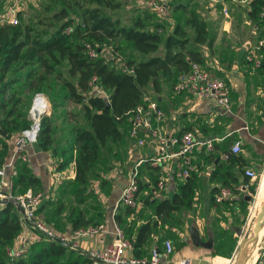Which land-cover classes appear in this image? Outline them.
I'll return each instance as SVG.
<instances>
[{
  "label": "trees",
  "instance_id": "1",
  "mask_svg": "<svg viewBox=\"0 0 264 264\" xmlns=\"http://www.w3.org/2000/svg\"><path fill=\"white\" fill-rule=\"evenodd\" d=\"M58 1L61 7L45 14L41 21L26 20L21 12L17 13V23L0 20V167L9 155L8 140L31 124L18 108L22 102L19 95L25 88L34 95L37 92L48 93L50 76L57 72L58 65L66 62L68 77L58 74V78L63 82L66 98L82 105L83 118L88 126H74L72 136L63 139L57 137L52 119L45 116L37 147L51 152L59 170L68 168L71 163L75 166V177L66 184L72 186L71 192L67 190V193L73 195L75 202L66 220L75 232L91 225L104 224L103 213L90 216L88 201L96 197L91 187L103 177V173L112 170L118 163L122 164L121 160L115 162L116 159L128 155L131 119L144 95L156 98L163 92L165 84L174 87L179 75L189 72L193 63L204 65L206 57L202 46L212 47L215 38L209 31L208 23L187 4L175 6L173 18L169 20L161 19L148 7L126 23L122 17L115 16V11L122 6L119 0ZM263 8L264 0L251 1L249 17L262 31L261 40H264ZM167 24H173L169 34L165 33ZM87 43L96 48L95 57L89 55ZM117 53L124 57L127 68L116 61ZM259 69L264 72V54ZM94 76L97 77L96 85L108 93L110 108L103 97L91 95ZM20 82L21 86H17ZM221 146L217 143L214 150ZM214 155L213 161L217 156L210 154L212 157ZM104 160L108 161L104 163ZM243 160L241 155L231 156L228 161L216 164L211 178L221 182V186L213 190V203L231 202L229 198L216 201L215 196L221 187L239 193L236 188L241 184L239 175L244 169L238 161L242 163ZM144 166L141 174L145 169H153L150 177L157 183L155 168L149 164ZM106 182L104 178L101 184ZM245 182H250L248 176ZM16 184L21 193L28 188L36 193L44 190L41 178L25 162L19 165ZM149 185L140 175L139 194L149 189ZM252 185L255 192L256 185ZM196 189L197 181L191 176L180 184L171 197L161 198L152 190L155 195L153 200L150 195L144 202L153 208L154 216L138 226H135L137 208L123 205L117 208L115 221L132 243L136 258L151 256L150 246L160 229L170 232L184 223L181 215L183 211L194 208ZM52 204L44 200L37 214L49 211ZM242 204L244 207L249 205L245 197ZM54 209L53 217L45 218L56 229L64 224L61 217L65 208L60 203ZM21 231L20 214L15 205L8 202L0 209V264L94 263L89 256L68 244L44 239L34 242L24 256L11 260L8 249L14 246ZM185 245L186 242L182 241L178 248ZM157 248L162 250L159 246ZM218 250H215V254H218ZM229 254L223 252L222 255Z\"/></svg>",
  "mask_w": 264,
  "mask_h": 264
},
{
  "label": "crops",
  "instance_id": "2",
  "mask_svg": "<svg viewBox=\"0 0 264 264\" xmlns=\"http://www.w3.org/2000/svg\"><path fill=\"white\" fill-rule=\"evenodd\" d=\"M137 1L138 7H143L145 9L149 7L148 0ZM251 1L252 0H225L215 6L212 3H209L208 0H171L173 8L180 4H187L189 9L196 10L201 15V17L208 23V27L210 26L211 29L212 27L214 28L213 32H211L209 27L211 35L215 38L213 46H202L206 57V63L203 66L226 80L230 87V97L232 102V112L228 113L213 99L198 98L190 92L178 95L174 92L173 87L170 86V84H165L163 92L157 95L156 98L154 97L166 112L165 125L169 133L181 135L186 131H192L199 137L227 136L224 141L220 142L222 146L216 148L214 151L209 152L204 149H196L192 154L191 176L195 177L197 181L194 208H196L195 218L197 219L196 224L199 227V236L194 237L193 232L190 234L186 231H182L180 229L182 224L175 226L177 228H173L172 231H177L179 241L176 242L175 239H168L173 242L174 246V250L169 256L172 260L191 258L195 264H224L225 260L228 261L229 259L227 258L231 256L230 254L229 256H224L222 255V252L215 254V250L219 249L220 244L216 247V243L214 242L215 244L213 245L215 235L217 234V238H219L224 232L222 231L219 233L220 225H223L219 222L220 214L224 212L221 207H229L234 203L243 205L242 198H246L247 194L242 192L237 194L234 193L229 198L231 202L227 204H215L212 202L213 190L216 187H220L221 182L214 181L211 178V173L215 169L216 164L220 161L229 160L222 158L224 152L230 151L232 145L236 141L239 140L242 142V150L237 155L244 157V160L242 161L244 164L238 161V164H241L244 169L243 173H240L239 175L241 183L245 182V170L247 168L253 167L256 171L263 172L264 72L254 69L252 64L245 59L247 48L249 46H254L259 40H261L259 37L262 33L257 24H255V22L249 17ZM174 2L176 3L174 4ZM225 7L227 12L224 10ZM141 9L138 11V14L142 11ZM171 17L173 18V12ZM240 19L243 20L242 22H244V24L251 25L252 30L250 37L241 41V44L237 46V40L240 39V37L237 35L238 28L236 29L234 26L235 24L238 27L241 26V24H237ZM238 55H241L240 60L244 59L243 61L246 63L243 66L234 64L239 62V60L236 59ZM17 135L18 134H15L10 140H8L9 155L6 158L5 163L10 162L16 152L15 139ZM28 153L29 157L25 163H28L33 172L41 178L44 187L42 193L47 194L51 186H54L48 164L50 161L56 160L49 151H43L39 149L37 145L30 146ZM210 154H216L217 159L213 161L215 155L212 157ZM155 155L156 149L154 148V145L147 144L145 147L134 150L131 149L130 140L128 159L123 165H117L118 167L123 166V169H115L116 172H118V176L115 174L116 176L113 177V183H111V181L103 184H101V182H95L96 185L99 184L100 187H95V184H93L95 190L92 189V191H95V199L98 201L97 208H93L94 210H92L89 205L91 204V199L88 201L87 207L90 209V216L99 213L105 215L104 230L94 236L75 239V232L71 230V224L68 223V220H65L64 223H67L68 225L65 234L73 237V240L78 241V243L82 244L84 247L92 249H102L112 243L116 235V227L118 226L115 221V212L117 210L116 204L121 197L123 188L129 179L135 163L140 158L149 159ZM21 163L24 162H20V164ZM147 164H149V162L145 161L139 166L140 175H142V178L150 185L149 189H146L139 194L140 201L137 208L138 212L136 214L137 220L135 226L140 225L150 216H154L153 208L144 202L148 196L152 195L150 196L151 200H153V197L155 196H153L154 193L161 198L171 197L179 189L180 184L187 180H180L175 176V164L172 166L170 164V166L165 169H162L161 167H152L149 164L152 168H155V171L158 174V179L162 174L168 178L166 190L162 193L155 192L154 189L157 183L152 181L150 177V173L153 172V169H145L141 174L142 167ZM70 165H72V163ZM144 167L146 168V166ZM68 170V168L61 170L62 174H67ZM63 175L60 182L62 181ZM74 177L75 172L73 178ZM256 182L257 181H253L252 184H256ZM93 186L91 188H93ZM18 189L19 188L17 187V192H19ZM152 190L154 193H152ZM97 196H99L100 200L97 199ZM200 197L201 202L199 201ZM3 206V204H0V209H2ZM146 208L149 210V213L146 212ZM194 208L187 212L193 211ZM42 214L43 212L38 213V216L41 218L43 217ZM212 216L215 217V219H213ZM216 226H218V229ZM165 233L166 229L159 230L154 237L153 243H151V251L158 246L162 249L160 251H165V242L167 240L162 242V238H159V236ZM233 235L237 237L236 233ZM39 240H41L40 236L32 230L22 229L14 245L22 242L28 244L30 247L34 242ZM182 241H185L186 245L178 248L179 243ZM209 243H212V246L214 247H209ZM257 257H259V252L258 249L255 252L254 248L247 264H256V261L258 260ZM93 264L98 263L94 262Z\"/></svg>",
  "mask_w": 264,
  "mask_h": 264
},
{
  "label": "built area",
  "instance_id": "3",
  "mask_svg": "<svg viewBox=\"0 0 264 264\" xmlns=\"http://www.w3.org/2000/svg\"><path fill=\"white\" fill-rule=\"evenodd\" d=\"M225 0H208L209 3L217 5ZM245 1V0H243ZM149 7L157 13L163 20H169L172 16L173 6L171 0H148ZM227 12L226 7L224 8ZM9 21L17 23V15L14 9ZM264 17V8L261 13ZM91 57L96 56V48L91 44H86ZM264 50V40H259L254 46L247 48L246 60L252 64L254 69H258L262 64ZM116 61L122 67H126L125 59L122 55L116 54ZM128 70V69H127ZM130 72V71H129ZM97 77L94 76L91 83L93 90L91 95L101 96L106 102L108 93L96 85ZM176 94L190 92L198 98H210L228 113L232 112V102L230 97V87L225 79L214 74L205 68L202 64L193 63L191 70L179 75L178 81L173 87ZM51 102L43 92H37L34 95L33 103L29 109V117L31 124L29 127L21 131L16 136L15 147L16 152L10 162L4 163L0 167V201L8 199L18 210V205L23 208V212L19 211L22 223V229H30L40 236V239L53 240L68 244L71 248L81 251L89 256L91 260L98 264H195L191 258H183L181 260H172L169 256L174 250L173 242L167 240L165 242V251L161 252L157 247L151 251L149 258H136L132 254V243L126 238L124 231L119 226L116 227V235L112 243L102 249H92L84 247L73 237L67 235H59L55 229L45 220L40 218L37 210L45 199L42 192L36 193L32 188L26 191L17 192L16 180L19 175V164L28 160V149L38 143L41 131L42 119L51 113ZM166 112L160 106L157 99L153 96L144 95L143 101L137 106L131 119V128L129 138L131 140V149L145 147L147 144L154 145L156 155L149 159L140 158L129 176L126 185L123 188L121 197L116 204L119 206H130L138 208L139 206V166L143 162H149L152 167L167 168L175 164V176L180 180H186L191 176L192 154L196 149H204L212 151L217 143L226 139L227 136L216 137H199L192 131H186L181 135L171 134L165 125ZM242 150V142L236 141L230 151L224 152L222 158L228 160L231 156H237ZM175 159V160H174ZM49 171L52 174L54 186H57L62 177V171L58 169L56 161H50L48 164ZM245 175L249 177L250 182L241 183L236 190L240 193H246L253 197L252 182L257 181L262 172L256 171L253 167L245 170ZM168 178L160 175L155 192L162 193L166 190ZM233 191L227 187H221L216 194V201L222 202L233 195ZM104 230V224L91 225L88 228H81L75 231V239L94 236ZM29 251V245L19 243L8 249L11 260L18 259ZM264 255V247H263ZM264 264V260L261 261Z\"/></svg>",
  "mask_w": 264,
  "mask_h": 264
},
{
  "label": "rangeland",
  "instance_id": "4",
  "mask_svg": "<svg viewBox=\"0 0 264 264\" xmlns=\"http://www.w3.org/2000/svg\"><path fill=\"white\" fill-rule=\"evenodd\" d=\"M119 1L122 2V6L120 9L115 11V16L122 17V19L126 23H128L130 19L136 16L138 14V11L141 8H142L141 10L145 9L143 7H138L137 0H119ZM175 3L176 2H174V4ZM60 7H61V4L59 3L58 0H0V9H1L0 10V20L1 22H6V21L10 22L9 17H11V14H12L11 10L14 9L16 11V15L17 13L21 12L23 17L26 20L32 19L37 22V21H41V19L44 18L45 14H50L54 12L55 10L59 9ZM17 19H19V17H17ZM242 21L243 20L240 19L238 20V23H237L239 25L241 24V26L238 27L236 26V24L234 26V28L236 29L238 28L237 35L238 37H240V39L237 40V46L241 44V41L246 40V38H249L251 35V30H252L251 25L249 26L248 24H244V22ZM172 29H173V24H167L165 33L166 34L171 33ZM213 30L214 28L212 27L211 29L210 27V31L213 32ZM240 56L241 55H238L236 58L239 60V62L237 61L238 63H234V64L238 66H243L246 63L243 61L244 59L240 60L241 58ZM67 71H68V65L66 62H63L62 64L58 65L57 72L50 76V88H49L48 93H46V95L51 101V107H52L51 113L46 116L52 119L57 137H62L63 139H65V137L72 136V128L74 126L78 124H83V126H88V123L83 118L82 105L72 102L71 100L66 98L65 91L62 88L63 82L61 79L58 78V74L62 77L67 78L68 77ZM258 71H261V70L258 68ZM21 84L22 82L18 83L17 86H21ZM19 96L22 98V102L19 104L18 108L20 112L24 113L30 120L29 109L31 108L32 103H33L34 92H30L25 88V91H23V93L20 94ZM56 103H58L59 105H55ZM110 157L113 159L112 155ZM127 159H128V155L124 158L116 159L115 162H118L119 160H121V163L123 165ZM107 161L104 160V163ZM117 165L112 170L103 173L102 175L103 177H101L99 180H96L95 182L96 183L102 182V179L106 178L107 182L111 181V183H113L114 181L113 177H115L116 175L118 176V172H116L115 169L116 168L119 170L123 169V166L118 167ZM68 169H69L68 173L63 175L62 181L59 182L57 186H51L48 193L45 195V202L47 204L52 202L53 204L50 205V209H48L49 211L47 210L43 211V214H42L43 217H41L43 218V220H46L45 216L53 217V212L55 210L54 208H56L60 203H62L63 207L65 208L64 214L61 217V218L64 217V219H62L64 220L62 223H64L65 220L67 219V216H66L67 213H69L70 209L73 206H75L74 197L72 194H69V192H71L72 186L70 187L66 185L69 181H73L74 179L73 178V175L75 172L74 164L70 165ZM263 182H264V166H263L262 176L258 178L255 184L256 190L255 192H253L252 200L249 202V205L247 207H244L241 204H235V203L233 205H230L229 207H224V206L221 207L223 208L224 212L220 214V217H219V222L223 224V225H220L219 233H221L222 231L224 232L219 238H217V234L215 235L213 245L216 243V247H217L220 244L218 252L230 253L231 256L227 258L229 260L228 261L225 260L224 264H237L239 260L241 240L243 239V236L245 235V233L247 232V229L249 228L248 227L249 223L253 221L255 218V217H251L250 214L252 213L253 204L255 200L258 194L262 190ZM96 183H94L95 184L94 186L100 187L99 184L96 185ZM62 185H64L63 190H61ZM94 186L93 188H91V190L92 189L95 190ZM67 190H70V191L67 193ZM97 199L100 200L99 196H97ZM199 201L201 202V197ZM90 203L91 204L89 205L92 208V210L97 208L98 201L95 198L91 199ZM197 209H198V206H197ZM257 209H258V206H257ZM195 211H196V208H194V210L191 212L183 211L184 213H182L181 216L184 219V223H182V226H180V229L182 231H186L191 234L193 229L198 230L199 227L196 224L197 219L195 218ZM146 212L149 213V210L147 208H146ZM212 218L215 219V217L213 216ZM59 227L60 228H56L55 230H57L58 232H61L59 234L66 235L65 233L68 228L67 223L66 224L64 223L63 226H59ZM174 228H177V227H174ZM216 228L218 229V226H216ZM262 231L260 232L262 233L261 237H259L260 239L257 240L256 246H255L257 247L256 249H258L259 255H261L259 256L260 261L258 262L257 260L256 264H261V261L264 260L263 248L261 249V246L264 243V225L262 227ZM234 233L237 234V237L233 235ZM69 237L70 236H68V238ZM159 238L160 239L162 238V242L168 239L170 240L175 239L176 242L179 241L177 231L175 230L170 231V232L166 230V233L159 236ZM260 241H261V244H260Z\"/></svg>",
  "mask_w": 264,
  "mask_h": 264
},
{
  "label": "water",
  "instance_id": "5",
  "mask_svg": "<svg viewBox=\"0 0 264 264\" xmlns=\"http://www.w3.org/2000/svg\"><path fill=\"white\" fill-rule=\"evenodd\" d=\"M107 104H108V108H110V106H111L110 102H107ZM246 199L250 202L252 200V196L247 195ZM8 202H10V200L5 199V200L0 201V204L6 205ZM18 210L23 212V208L20 205H18ZM263 219H264V200H262V202L259 204V207H258L257 212H256V216H255L254 220L252 221L249 230H247V232L243 236V239L241 240L239 260H238V262L240 264H243V258H244V253H245L246 248L259 237ZM192 232H193L194 237L199 236L197 229L196 230L193 229ZM249 235L252 236V240H250V242H247V238ZM208 246L211 247L212 243H209Z\"/></svg>",
  "mask_w": 264,
  "mask_h": 264
},
{
  "label": "bare ground",
  "instance_id": "6",
  "mask_svg": "<svg viewBox=\"0 0 264 264\" xmlns=\"http://www.w3.org/2000/svg\"><path fill=\"white\" fill-rule=\"evenodd\" d=\"M262 200H264V182L262 183V190H261V192L258 194V196H257V198H256V200H255V202H254V204H253V210H252V213L250 214L251 215V217H255V215H256V212H257V206L259 207V204L262 202ZM264 220V219H263ZM252 222V221H251ZM251 222L249 223V225H248V227L250 228V225H251ZM264 222V221H263ZM262 222V227H263V225H264V223ZM262 227H261V231H262ZM249 228L247 229V230H249ZM260 231V232H261ZM263 232V231H262ZM262 234V233H261ZM259 237H260V234H259ZM259 237L252 243V244H250L247 248H246V250H245V253H244V258H243V264H247L248 263V261L250 260V258H251V255H252V252H253V250H254V248H255V250H257L256 248L257 247H255L256 246V243H257V240L259 239ZM250 240H252V236L251 235H249L248 236V238H247V242H250ZM260 244H261V241H260ZM264 247V243H263V245L261 246V249ZM260 249V250H261ZM259 256H261V255H259ZM254 258H256V257H254ZM257 258H259V257H257ZM257 262V261H256ZM237 264H240L239 262H237Z\"/></svg>",
  "mask_w": 264,
  "mask_h": 264
}]
</instances>
